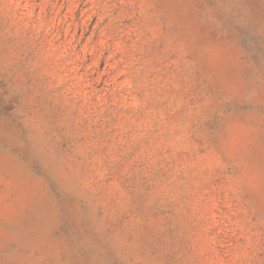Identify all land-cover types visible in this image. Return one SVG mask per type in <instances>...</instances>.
<instances>
[{
	"label": "rangeland",
	"instance_id": "374dc122",
	"mask_svg": "<svg viewBox=\"0 0 264 264\" xmlns=\"http://www.w3.org/2000/svg\"><path fill=\"white\" fill-rule=\"evenodd\" d=\"M0 264H264V0H0Z\"/></svg>",
	"mask_w": 264,
	"mask_h": 264
}]
</instances>
